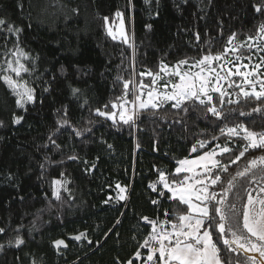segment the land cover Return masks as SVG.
<instances>
[{
    "label": "trees",
    "instance_id": "obj_1",
    "mask_svg": "<svg viewBox=\"0 0 264 264\" xmlns=\"http://www.w3.org/2000/svg\"><path fill=\"white\" fill-rule=\"evenodd\" d=\"M260 3L261 0H0V19L23 29L18 43L28 58L22 63L33 70L23 74L22 82L35 89V101L27 104L26 110L21 109L0 80V227L6 229L0 234V264H127L130 259L133 264H142L148 250L140 245L151 231L142 217L159 216L175 223L176 215L186 212L185 205L170 198L171 193L154 191L149 185H155L161 171L170 183L183 179L184 175L175 173L177 162L210 151L217 144L227 143L233 151L216 157L228 171L215 170L222 180L211 189L219 193L229 179L236 177L228 201L243 210L248 192L256 196L264 181L257 169L243 177L236 173L249 167L248 161L264 154V150L249 149L232 163L247 141L222 135L220 128L242 123L250 130L264 131V113L252 111L261 107V101L246 100L234 92L239 89L231 88L225 101L239 102L223 104L225 113L234 110L226 119L205 116L202 106L193 110L190 104L185 113L165 105L155 115L141 113L131 128L120 122L118 114L113 124L94 110H109L122 94L124 80L150 84L151 76L139 74L159 71L161 62L171 69L179 60L199 58L208 52L216 54L225 47L231 49L228 39L232 33L237 34L233 44L239 47L242 43L244 47L236 54L229 51L227 59L235 60L236 55H241L242 61L236 63L250 67L261 63L264 51L255 46L248 48V44L264 48V41L249 40L250 36L257 37L258 25L264 22V11L257 13L253 7ZM117 11L127 24L130 44L107 34L108 23L120 19ZM16 43L17 36L0 26V64L12 57L10 50ZM259 71L264 76V67ZM168 79L164 76L158 85ZM73 89L80 91L74 95ZM213 96L216 102L217 94ZM105 104L109 109L104 108ZM241 111L246 115H239ZM16 117H22L18 124L14 123ZM62 118L68 119L71 127L53 136L60 145L57 148L49 136ZM73 129L91 131L76 136ZM213 136L218 139L213 140ZM197 140L208 143L193 153ZM54 179L67 182L68 190L61 188L59 200L52 195ZM120 195L125 198L119 199ZM260 195L264 197V193ZM80 233L86 239L75 240L73 237ZM18 235L24 243L17 248ZM57 239H63L67 247L57 249ZM221 247L222 258L231 259L233 264L244 255L228 252L222 244ZM136 251L141 252L142 259H135Z\"/></svg>",
    "mask_w": 264,
    "mask_h": 264
},
{
    "label": "snow or ice",
    "instance_id": "obj_2",
    "mask_svg": "<svg viewBox=\"0 0 264 264\" xmlns=\"http://www.w3.org/2000/svg\"><path fill=\"white\" fill-rule=\"evenodd\" d=\"M253 7L257 13H261L264 11V0H261L260 4H254ZM116 16L121 18L119 34L124 37V42L127 43L122 19L123 14L117 11ZM104 20L107 23L108 18L105 17ZM0 26H4L7 32L14 33L17 36V43L14 44L13 50H10L13 59H8L4 61V64H0V73H4L0 76V80L16 97L17 107L26 110V105L35 101V89L29 87L26 81L22 82L24 80L23 74H30L33 70L21 62L22 59L28 58L18 43L19 34L23 29L9 24L5 19H0ZM107 32L113 40L117 39L116 33L111 27L107 29ZM236 37V33L229 36L228 44L233 46L231 49L225 47L223 52L216 54L208 52L199 58H185L177 61L171 69L167 64L161 62L159 71L141 72L139 74L141 77L145 75L152 77L150 84H144L142 80L139 83L124 80L122 84L123 92L116 97L115 102L111 103L110 109L109 105L105 104L104 108L109 110L104 111L96 108L94 110L95 114L111 120L113 124L117 122L118 114L120 122L131 128L143 112L149 111L155 115L156 110H161L165 105H170L171 108L187 113L191 104L193 110L202 106L205 116L211 114L218 120L221 118L226 119L227 115L234 110L225 113L222 107L223 104L225 102L228 104L239 102L231 99L225 101V97L230 95L227 91L228 88L239 89L237 95L244 97L246 100L261 101V107L253 108L252 111L264 113V76L259 71L261 67H264V57L261 58V63L251 67L249 64L236 63V61H242L241 55H236L235 60L227 59L229 51L236 54L239 48L244 47L242 43L239 47L233 44ZM197 39H199V36H197ZM253 39L264 41V22L258 25L257 37H249V40ZM254 46L259 51H264V48H260L259 44H248L249 50ZM190 60L192 63H189ZM229 64L233 67H227ZM184 66H187V68L184 69ZM193 68L199 70L192 71ZM233 68H235V71H233ZM8 73H12L20 79H15ZM161 73H164V76L169 79L162 85H158V81L164 79ZM233 77H239V82L232 79ZM120 79V77H117V80ZM257 85H259V90H257ZM72 91L75 95L80 90L73 89ZM213 94H217L216 102H214ZM129 105H131V108L128 107ZM115 110H118V112ZM64 115L67 116L66 111ZM239 115L244 116L246 113L241 111ZM21 119L22 117H16L14 123H20ZM89 122L91 123V121ZM2 124L3 122L0 121V126ZM57 125L53 135L49 136V141L59 148L60 145L56 144L53 136L59 133L62 128L71 127V123L68 119L62 118L57 122ZM73 131L76 136H82L84 133L90 132L91 129H84L83 132L75 129ZM220 133L222 135L226 133L229 137H240L242 140L247 141L243 151L239 152L232 163L243 157L249 149L264 150V131L250 130L241 123L234 127H221ZM212 139L215 140L218 137L213 136ZM207 143V140H197L191 151L196 153L198 148H205ZM108 147L110 148L111 145ZM216 149H219V152ZM232 151L233 149L227 143L223 146L217 144L214 149L198 154L194 159H180L177 162L179 166L176 167L175 173L190 175H184L183 179L173 180L171 183L168 182L165 173L160 172L159 180L163 183L164 188L171 193L170 198L178 201L181 205H185L186 212L177 214L175 223L170 219L160 222L147 216L142 217V220L151 226L148 237L140 245L141 248L148 250L146 259L142 261V264H233L231 259L225 260L222 258L221 244L228 252H242L244 254L242 258L235 260V264H264V197L260 195V193H264V186L259 188L256 196L248 192L247 202L243 205L242 211L237 210L235 203L228 201V193L235 187L233 181L236 177L229 179L227 187L222 188L221 192L210 190L213 186L220 184L222 180L221 175L215 170L228 171L227 165L216 157ZM69 159L75 160L77 157L70 156ZM248 165L249 167H246L244 171H238L236 176L243 177L250 171L257 169L260 180L264 181V154L249 160ZM41 168H44L43 164H41ZM252 174L255 176L256 172L253 171ZM66 183V181L60 179L52 181V195L57 200L61 199L60 190L65 188ZM149 186L154 191L156 190L155 185ZM117 187L120 186L117 185ZM65 190L68 189L65 188ZM120 191L124 192V189L121 188ZM161 195H164V193L161 192ZM124 198L123 195L119 196L121 200ZM153 203H156V201H153ZM164 215L167 217L168 213L165 212ZM5 231V228L0 227V234L5 233ZM16 231L19 232V228ZM82 237L86 239L84 233H80L73 238L79 241ZM23 243L24 240L18 235L15 246L18 248ZM54 245L57 249L61 245L67 247L63 239L55 240ZM2 248L3 245H0V249ZM135 259H142L140 251L135 252ZM33 264H35V261ZM127 264H133V260H128Z\"/></svg>",
    "mask_w": 264,
    "mask_h": 264
},
{
    "label": "rangeland",
    "instance_id": "obj_3",
    "mask_svg": "<svg viewBox=\"0 0 264 264\" xmlns=\"http://www.w3.org/2000/svg\"><path fill=\"white\" fill-rule=\"evenodd\" d=\"M123 19V18H122ZM120 23H121V18L119 19V21H117V22H115V23H113V24H110V23H108V28L109 27H111L112 28V30L116 33V36H117V39H115V40H118V41H122V42H124V37H121L120 36V34H119V28H120ZM123 26H124V33H125V36L127 37V40H128V42L127 43H125V44H130V35H129V31H128V27H127V24H126V22L124 21V19H123ZM107 28V29H108ZM107 34H108V32H107ZM111 37V36H110ZM112 38V37H111ZM10 59H13V57H11ZM24 59H22V61H23ZM21 61V62H22ZM221 63H223V61H221ZM239 63H241V62H239ZM215 66V65H214ZM227 67H231L230 66V64L229 65H227ZM242 70V69H241ZM225 71H226V69H225ZM233 71H235V68H233ZM243 71V70H242ZM9 75H12L14 78H15V76H14V74H12V73H8ZM222 75H223V72L221 73ZM178 79V78H177ZM223 83V82H222ZM257 86H259V85H257ZM225 87H226V85H225ZM230 89L231 88H228L227 89V91L230 93ZM234 92L235 93H238L239 91H235L234 90ZM195 157H193V158H189V159H194ZM178 167V166H177ZM178 175H190V174H186V173H181V174H178Z\"/></svg>",
    "mask_w": 264,
    "mask_h": 264
},
{
    "label": "built area",
    "instance_id": "obj_4",
    "mask_svg": "<svg viewBox=\"0 0 264 264\" xmlns=\"http://www.w3.org/2000/svg\"><path fill=\"white\" fill-rule=\"evenodd\" d=\"M166 178H167L168 182L170 183L169 178H168V177H166ZM155 187H156V189H161L163 192H168L167 189L164 188L163 183H162L159 179H158L157 182L155 183ZM210 190H213V189L210 188ZM150 219L158 220V221H160V222H163V221L166 220V219H163V218H161V217H159V216H158V217H155V218H150ZM144 223H145L147 226H149V227L151 228V226L148 225L145 221H144Z\"/></svg>",
    "mask_w": 264,
    "mask_h": 264
}]
</instances>
